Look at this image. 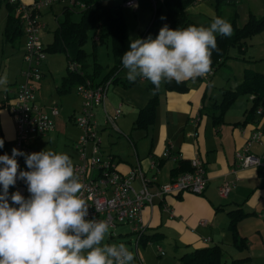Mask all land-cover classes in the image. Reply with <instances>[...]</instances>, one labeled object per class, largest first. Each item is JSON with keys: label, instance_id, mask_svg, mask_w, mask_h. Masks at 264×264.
Here are the masks:
<instances>
[{"label": "crops", "instance_id": "crops-1", "mask_svg": "<svg viewBox=\"0 0 264 264\" xmlns=\"http://www.w3.org/2000/svg\"><path fill=\"white\" fill-rule=\"evenodd\" d=\"M20 1L30 3L32 0ZM134 1L135 7L132 10L135 13L143 14L146 4L152 5L154 13L157 9V0H149L150 3L148 0ZM232 1L241 3L240 0ZM104 2L113 1L104 0ZM52 4L43 11L42 21L44 14L52 12ZM71 5L73 7V3ZM116 5H119L120 10L127 9L124 0L121 4L117 3ZM66 8L68 7H65L64 11ZM68 10L70 9L68 8ZM186 13L195 24L198 23L199 16H207L210 19H214L216 16L211 0L189 5ZM249 13L250 11L244 15L247 16ZM4 29L5 26L0 25V77H3L1 59L7 51L8 44L13 46L22 38V43H19L22 51L24 43L23 33L13 43L6 42ZM262 34L264 32L250 38L240 48L234 47V53L228 54L229 58L222 62V66L218 69H211L207 76L197 78L195 81H185L188 89L184 93L167 91L163 83L160 91L157 92L153 118L145 121L147 123H137L140 110L146 107L153 96V85L146 79L138 78L135 82H130L126 78L127 73L120 76L118 72L115 81L113 80L110 85L114 87L110 102L107 91L105 112L103 107L96 106L103 113L105 127L109 124L106 115L113 116L114 109L120 107L121 115L115 120L120 121L117 123L114 121L112 126L118 134L121 133L119 127L128 130L125 127L127 121L132 123L126 136L130 155L126 157L116 154L107 156L114 159L118 170L122 173L139 167L146 178L152 179L153 182L150 185L152 193L155 194L157 186L168 184L179 174L187 171L190 159L199 158L204 163L207 185L201 195L185 192L178 196H166L163 201L154 196L152 205L143 209L142 220L146 227L145 233L149 236L157 235L152 240L155 244L169 242L175 250L183 254L194 249L211 246H218L221 249L233 248L238 242L234 243L229 230L231 217L228 213L238 209L250 214L237 224L239 238L246 240L251 232L262 235L261 233L264 231V173L258 168L239 169L235 164V153L245 147L252 134L259 131L264 136V124L260 118L255 114L251 119L247 118L248 112L253 107L254 96L249 94L238 96L219 122H215L213 119L215 116H219L216 106L222 99L223 91L235 89L242 82L245 70L264 74V38L261 37ZM43 68L44 66L42 70ZM20 69L21 66L18 68L17 76L20 74ZM100 75L96 77L95 83H99L103 78L104 75ZM7 77L9 83L4 86L5 95L12 98L16 86L12 84L9 71ZM73 89L75 90L76 87ZM3 97L4 95L2 96L4 102ZM218 97H221L219 101ZM107 103L109 113L107 112ZM214 105L216 106L213 107ZM43 107L48 108L49 106ZM1 112L3 113V111ZM74 113L76 112L73 110L69 119ZM246 119L247 122H245ZM0 130L5 141L10 139L13 142L14 125L8 115H4ZM167 151L171 154V158L164 157ZM249 151L257 156L264 155V137L261 142H253L249 146ZM179 154L182 158L176 159V155ZM151 163L158 164L157 170L151 168ZM225 182H229L231 188L226 196H222L219 193V188ZM134 186L139 189L140 182L136 180ZM164 205L172 213L164 210ZM204 240L207 241L204 242ZM139 245L141 244H138L135 250L136 257ZM156 251L158 257L165 254L161 247H157ZM244 257L250 258L252 254L247 253V256ZM136 261L142 262L138 257Z\"/></svg>", "mask_w": 264, "mask_h": 264}, {"label": "clouds", "instance_id": "clouds-1", "mask_svg": "<svg viewBox=\"0 0 264 264\" xmlns=\"http://www.w3.org/2000/svg\"><path fill=\"white\" fill-rule=\"evenodd\" d=\"M217 34L230 37L231 24L219 17L209 27L172 30L165 24L155 39L131 40L122 55L126 78L150 81L155 94L163 83L205 77L211 72L212 52L218 50ZM8 83L5 73L0 86ZM18 156L31 169L19 172L30 197L12 193L10 204L8 190L17 181ZM0 165V264H133L135 256L127 245L103 243L110 227L106 221L86 219L89 206L78 195L83 186L67 154L48 149L26 154L13 148L11 157L0 156Z\"/></svg>", "mask_w": 264, "mask_h": 264}, {"label": "built area", "instance_id": "built-area-1", "mask_svg": "<svg viewBox=\"0 0 264 264\" xmlns=\"http://www.w3.org/2000/svg\"><path fill=\"white\" fill-rule=\"evenodd\" d=\"M15 4V12L18 16L20 27L24 35L22 49L23 67L20 70V82L16 85L13 97L4 95L3 99L7 107L9 117L14 125L13 148L19 151L32 154L37 139L46 137L55 129L54 119L60 114L56 105L44 108L35 99L37 85L43 78V64L46 60V46L41 41L42 31L45 29L41 17L43 11L58 0H32L24 3L20 0H8ZM71 3L83 9V4L75 0ZM203 0H195L198 3ZM130 7H135L134 0L125 2ZM69 68L80 73V67L76 63H70ZM113 77L103 83H95L86 80L83 84L76 86L75 92L81 99V108L78 113L71 117L74 125L80 130L78 141L74 142L73 150L77 153L74 164L75 174L82 184V191L78 194L89 206L87 220H103L109 224V228L117 225H128L131 233L135 235V250L139 240L146 230L142 220V211L145 207L152 205L154 196L162 201L166 196H178L188 192L201 195L207 185V178L204 163L199 158H192L189 161L191 170L179 174L170 183L159 185L155 194L150 191L152 179L146 178L139 167H134L127 173H122L117 168V163L111 156H104L101 151V140L97 137V123L94 120V109L100 105L105 112L107 91L113 82ZM254 114L264 124V98L255 109ZM121 109L118 106L114 109L113 116L106 115L110 125L120 117ZM261 132L252 134L246 142L245 147L235 153L236 168H258L264 173V155L251 154L249 146L253 142H261ZM164 157L171 158L167 151ZM176 155V159H181ZM19 168L17 181L9 188V203L12 193L19 192L25 199L30 197L27 184L19 179V172L31 171L28 169L23 156L16 157ZM157 163H151V168L157 170ZM2 167V165H0ZM140 182V188L136 189L134 182ZM231 185L225 182L219 193L226 196ZM3 193V186L0 185V194ZM18 207V205H12ZM164 210L172 211L164 205ZM207 240H204L206 242ZM162 254V251L159 249ZM134 264H141L135 260Z\"/></svg>", "mask_w": 264, "mask_h": 264}, {"label": "rangeland", "instance_id": "rangeland-1", "mask_svg": "<svg viewBox=\"0 0 264 264\" xmlns=\"http://www.w3.org/2000/svg\"><path fill=\"white\" fill-rule=\"evenodd\" d=\"M111 1L113 2H109L108 4H121L123 2V0ZM125 1L126 0H124V5L127 9L121 10V13L126 22L130 40H135L147 30L153 19L154 9L152 8V5L146 4L143 14L135 13L132 10V8L134 7L126 5ZM142 1L143 0H141V2ZM211 1L214 4L215 13L220 18L228 21L230 24L234 20V25L238 28L244 25V23L248 19L247 16H249L250 14L259 18L262 17L264 11V0H240V4L235 3L232 0H221L223 2L220 3L217 10L216 0ZM6 2L7 0H3L0 8V25H3V27L5 26V19L8 15ZM148 3H150L149 0ZM157 3V8H160V16H163L166 12L165 8L163 7L161 0H157ZM65 7H68L70 9L71 20H73L74 22L80 21V12L82 9L77 7V5H73L72 7L70 0H59L53 2L52 12H48L43 16V22L46 24V29L42 31L41 41L44 45H48L52 42L53 32L57 28L59 22H62L65 18ZM249 11L250 13L245 16L244 14L248 13ZM214 19H210L207 16H199L198 23H196V25L197 27H209ZM261 37L264 38V34H262ZM248 40L249 39H247L245 42H248ZM19 43H22V38H20L18 42L14 43L13 46H11V44H8L7 51H5V55L2 56L3 58L1 59L3 65L1 73H3L4 76L5 73L7 74V72L9 71L12 77V84H15L14 86H16L20 82V76H17L18 68L19 66H21L22 69V67L24 66L22 62L21 46L19 45ZM8 49L10 50L8 51ZM234 50L235 49L233 48L229 49L228 54L232 55L234 53ZM84 51L87 55V63L89 65L87 67L88 73L92 72V66L94 62L101 67L100 76L104 75L112 67L113 57L109 41H106L104 44L97 46L96 52L95 54H93L92 41L88 37L87 42L84 45ZM67 65L68 64L64 53H53L50 51L46 52V60L43 64L44 78L42 79L41 83L37 85V90L35 91V99L38 104L45 107L56 105L59 108L60 114L57 118L54 119V131L46 137L37 139V141H35L34 152L39 153L48 149L56 153H64L67 154L74 163L77 158V153L73 150V144L74 142L78 141L80 130L74 125L73 120L69 119V117L72 114L73 110L76 113L80 111L81 99L79 98V96H77L74 89H72L69 93H63L59 91L63 84V76L66 74ZM221 66L222 65H218L215 69H218ZM126 73L127 70L123 67L119 71L118 75L120 74L121 76V74ZM113 88V86H110L108 90L109 102L112 97ZM3 95H5V89L4 86H0V124L1 121H3L4 115H8L9 117L5 102L2 101ZM218 98L219 101L221 97ZM106 106L107 112L109 113L108 103L106 104ZM1 111H3V113ZM94 114V120L98 125L97 137L101 140V151L103 152V154L105 156L115 154L121 157L129 156L130 149L128 148L126 136L129 133V129H131L132 123L127 121L125 127H127L128 130L119 127L121 133L118 134L114 131L112 125L108 124L105 127L104 116L99 107H96L94 109ZM119 121L120 120H117L115 122L117 123ZM6 146V154L11 157L13 142L8 139L6 141ZM261 234L262 235L257 232H251L250 236L245 240L244 243L238 242L237 245H234L233 248L229 247V249L222 248L221 250L223 251V259L225 263L232 264L234 261H237V263L234 264H264V231H262ZM135 238V235L131 233L130 226L117 225L114 228H109V232L107 233L103 243H122L127 245L130 251L133 252L135 260L137 257L140 258L142 264H182V262L179 260V257L183 253L175 250L173 248V245H171V243L169 242L155 244L154 242L149 241L145 244H141L138 247L136 257ZM157 247H161V249L164 251L165 254L163 256H157ZM247 253H251L252 257H244L247 256Z\"/></svg>", "mask_w": 264, "mask_h": 264}, {"label": "trees", "instance_id": "trees-1", "mask_svg": "<svg viewBox=\"0 0 264 264\" xmlns=\"http://www.w3.org/2000/svg\"><path fill=\"white\" fill-rule=\"evenodd\" d=\"M3 0H0V8ZM83 4V9L80 12L81 18L79 22H74L70 18V10L66 8L64 11V20L59 22L57 28L53 32V40L46 46V52L64 53L67 60L66 74L63 76V84L60 92L69 93L74 87L83 84L86 80L95 81L96 77L101 74V67L93 63L92 72H87V55L84 51V45L88 37L92 41L93 54L96 52L97 46L110 42L111 53L113 57V65L106 72L99 83L105 82L113 77L114 81L117 73L123 68L122 55L129 50L130 38L126 22L122 16L119 5L108 4L104 0H75ZM195 0H163L162 5L165 8V14L160 16V8L155 10L153 19L148 29L142 34L141 39H147L152 36L155 39L160 29L167 24L170 29H185L189 26H197L187 15L186 9L193 4ZM216 10L219 8L221 0H216ZM8 15L6 18L4 29V40L13 43L22 35L18 16L15 12V4L6 2ZM74 5V4H73ZM217 12V11H216ZM165 17L166 19H161ZM219 17L217 14L215 18ZM220 18V17H219ZM232 35L223 37L217 35V49L212 52L211 69H215L221 65L223 61L229 58L228 51L230 48H240L245 44L247 39L264 31V11L262 17H255L250 14L246 23L238 28L234 25V20L231 22ZM70 63H76L80 67V73L74 72L69 68ZM164 88L167 91H175L184 93L187 91L186 83L177 84L175 81L164 83ZM154 86L152 87V90ZM253 95V107L247 114V118L251 119L255 109L260 105L264 98V74H258L250 70H245L242 82L235 89H226L222 93V99L219 105L216 106L219 111V116L213 119L219 122L222 119L225 111L233 104L238 96ZM157 92L140 110L137 123H147L154 115V109L157 103ZM248 120L246 119L245 122ZM0 140L4 141V147L0 148V156L5 155L7 151L6 141L0 130ZM189 166L187 171H190ZM185 171V172H187ZM231 217L229 230L232 233L233 241L244 243V239H240L237 233V224L240 220L250 214L242 212V210H234L228 213ZM157 235H146L144 232L139 240V244H145L154 240ZM239 240V241H238ZM223 251L218 246L204 247L194 249L193 251L183 254L179 260L182 264H227L224 261ZM237 263L234 261L232 264Z\"/></svg>", "mask_w": 264, "mask_h": 264}]
</instances>
